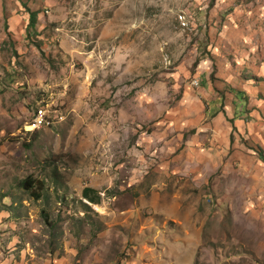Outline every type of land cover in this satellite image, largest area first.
<instances>
[{"label": "rangeland", "instance_id": "obj_1", "mask_svg": "<svg viewBox=\"0 0 264 264\" xmlns=\"http://www.w3.org/2000/svg\"><path fill=\"white\" fill-rule=\"evenodd\" d=\"M0 264H264V0H0Z\"/></svg>", "mask_w": 264, "mask_h": 264}, {"label": "built area", "instance_id": "obj_2", "mask_svg": "<svg viewBox=\"0 0 264 264\" xmlns=\"http://www.w3.org/2000/svg\"><path fill=\"white\" fill-rule=\"evenodd\" d=\"M180 19L181 25L185 29L189 28L190 25L187 18L181 16ZM53 115V112L49 111L47 106H40L35 112L30 123L26 126L25 131L29 134H33L44 129H49L54 126L59 119L58 116L54 117Z\"/></svg>", "mask_w": 264, "mask_h": 264}, {"label": "trees", "instance_id": "obj_3", "mask_svg": "<svg viewBox=\"0 0 264 264\" xmlns=\"http://www.w3.org/2000/svg\"><path fill=\"white\" fill-rule=\"evenodd\" d=\"M37 20V14L36 13H32L30 16V26H34ZM22 186L25 190L27 191H31L33 188V181L32 178L29 179H25L22 181ZM95 191L91 188H87L85 190V196L87 199H89L90 201L94 202V203H99V199L98 198H94L92 193H94ZM35 192L33 191L32 194H34ZM38 196V195H37Z\"/></svg>", "mask_w": 264, "mask_h": 264}]
</instances>
